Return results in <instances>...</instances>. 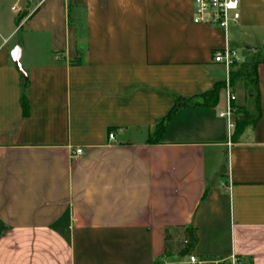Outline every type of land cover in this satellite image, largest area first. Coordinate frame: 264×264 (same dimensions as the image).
Listing matches in <instances>:
<instances>
[{
    "label": "crops",
    "instance_id": "obj_1",
    "mask_svg": "<svg viewBox=\"0 0 264 264\" xmlns=\"http://www.w3.org/2000/svg\"><path fill=\"white\" fill-rule=\"evenodd\" d=\"M240 13L222 29L195 23L193 0H0V264H173L166 231L190 226L196 254L264 264V62L239 139L243 85L234 128L224 88L148 142L177 98L227 80L215 53L264 56V0Z\"/></svg>",
    "mask_w": 264,
    "mask_h": 264
},
{
    "label": "trees",
    "instance_id": "obj_2",
    "mask_svg": "<svg viewBox=\"0 0 264 264\" xmlns=\"http://www.w3.org/2000/svg\"><path fill=\"white\" fill-rule=\"evenodd\" d=\"M20 24V20H18ZM21 29V28H20ZM78 60L72 61V63H77ZM264 62V57H258L254 62H244V63H235L233 68L230 71L229 78L230 84L232 87L237 85L245 86L248 96H252L254 99V110L253 112L245 111L237 121L235 126V131L232 136L234 140H237L242 135L244 129L249 124L255 125L261 118V104H260V87L258 79V66L260 63ZM29 88H30V79L25 72L21 73V102L23 107L24 116L29 115ZM226 88V81L219 82L216 87L201 96L194 97L191 99L177 98L175 105L170 112V114L162 120L150 133L148 142L155 144L160 142L161 137L166 132L169 123L181 112L184 108H194L198 106H216L219 101L220 92L222 89ZM184 236V245L183 248L179 251L177 255L188 256L192 253L198 244V235L197 230L194 227H185L183 229ZM172 235L169 230L166 231V252L165 257L171 258L175 256L173 252L172 244ZM156 264H162L156 262Z\"/></svg>",
    "mask_w": 264,
    "mask_h": 264
},
{
    "label": "built area",
    "instance_id": "obj_3",
    "mask_svg": "<svg viewBox=\"0 0 264 264\" xmlns=\"http://www.w3.org/2000/svg\"><path fill=\"white\" fill-rule=\"evenodd\" d=\"M194 3V22L205 23L222 29H228L231 24H238L240 21V0H193ZM17 11V7H13ZM214 61L225 65L228 70L226 80V89L228 92V107L227 111L222 114L228 118L229 127L234 128L232 116L235 115L237 108L234 103L237 101V96L234 93V87L230 84L229 74L234 64L240 63L236 57V53L226 48L214 55ZM109 139L115 140V133H109ZM84 154L83 149L74 151L75 157H80ZM165 264V263H163ZM182 264H240V258L235 254L228 256H202L194 251L186 256V260Z\"/></svg>",
    "mask_w": 264,
    "mask_h": 264
},
{
    "label": "rangeland",
    "instance_id": "obj_4",
    "mask_svg": "<svg viewBox=\"0 0 264 264\" xmlns=\"http://www.w3.org/2000/svg\"><path fill=\"white\" fill-rule=\"evenodd\" d=\"M8 15L11 16V12L8 11ZM262 46L264 47V44H262ZM262 57H264V56H262ZM171 235H172V240L170 243L172 244L173 252L175 253V256L172 257L173 258L172 262H173V264H182L186 260V257L180 256L177 254L183 248V245H184L183 244L184 243L183 230L174 229L171 232Z\"/></svg>",
    "mask_w": 264,
    "mask_h": 264
},
{
    "label": "water",
    "instance_id": "obj_5",
    "mask_svg": "<svg viewBox=\"0 0 264 264\" xmlns=\"http://www.w3.org/2000/svg\"><path fill=\"white\" fill-rule=\"evenodd\" d=\"M18 52H19V50L17 51V53H18ZM15 61H16L17 64H19V63H18V56H15Z\"/></svg>",
    "mask_w": 264,
    "mask_h": 264
}]
</instances>
